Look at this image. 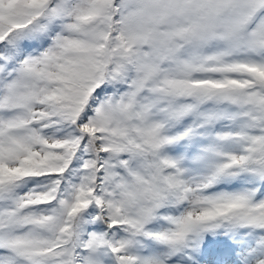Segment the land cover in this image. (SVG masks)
<instances>
[{
    "label": "snow or ice",
    "instance_id": "snow-or-ice-1",
    "mask_svg": "<svg viewBox=\"0 0 264 264\" xmlns=\"http://www.w3.org/2000/svg\"><path fill=\"white\" fill-rule=\"evenodd\" d=\"M0 264H264V0H0Z\"/></svg>",
    "mask_w": 264,
    "mask_h": 264
}]
</instances>
